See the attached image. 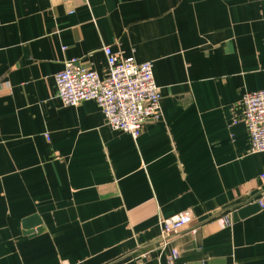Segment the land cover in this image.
I'll return each instance as SVG.
<instances>
[{
    "label": "crops",
    "instance_id": "0c3cea01",
    "mask_svg": "<svg viewBox=\"0 0 264 264\" xmlns=\"http://www.w3.org/2000/svg\"><path fill=\"white\" fill-rule=\"evenodd\" d=\"M103 46L151 62L136 139L56 96L68 59L104 76ZM260 89L264 0H0V264H264V152L234 122Z\"/></svg>",
    "mask_w": 264,
    "mask_h": 264
},
{
    "label": "built area",
    "instance_id": "2783aa9c",
    "mask_svg": "<svg viewBox=\"0 0 264 264\" xmlns=\"http://www.w3.org/2000/svg\"><path fill=\"white\" fill-rule=\"evenodd\" d=\"M102 50L107 61L104 76L100 77L95 70L83 66L77 58L68 59L64 61L63 69L54 75L56 96L64 105L95 101L106 125L127 132L136 139L143 123L148 119H158L160 115V91L153 78L151 62H136L133 57L118 56L109 46H103ZM240 103L242 112L234 122L240 120L246 125L248 151L264 152V89L245 92ZM258 179L264 184V169ZM252 203L264 210V189ZM190 220L191 212L187 209L161 217L158 224L161 233L167 235ZM220 221L227 224L230 218L222 215ZM176 254L172 251L166 262L157 264H174Z\"/></svg>",
    "mask_w": 264,
    "mask_h": 264
},
{
    "label": "water",
    "instance_id": "95a60500",
    "mask_svg": "<svg viewBox=\"0 0 264 264\" xmlns=\"http://www.w3.org/2000/svg\"><path fill=\"white\" fill-rule=\"evenodd\" d=\"M257 206V205H256ZM239 214H241V211H240V213Z\"/></svg>",
    "mask_w": 264,
    "mask_h": 264
}]
</instances>
